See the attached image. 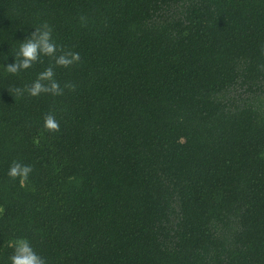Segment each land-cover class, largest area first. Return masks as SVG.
Returning <instances> with one entry per match:
<instances>
[{"label": "trees", "instance_id": "16d2710c", "mask_svg": "<svg viewBox=\"0 0 264 264\" xmlns=\"http://www.w3.org/2000/svg\"><path fill=\"white\" fill-rule=\"evenodd\" d=\"M45 23L79 60L8 73ZM49 67L60 93L30 95ZM17 238L47 264H264V0H0V264Z\"/></svg>", "mask_w": 264, "mask_h": 264}, {"label": "clouds", "instance_id": "9594fccd", "mask_svg": "<svg viewBox=\"0 0 264 264\" xmlns=\"http://www.w3.org/2000/svg\"><path fill=\"white\" fill-rule=\"evenodd\" d=\"M56 52L57 45L52 40L51 28L46 23L41 24L40 27L35 28L30 33L29 38L25 39L20 44L17 53L19 60H13L11 64L5 65V70L8 73L15 74L20 70L28 69L32 66L33 62L38 60L40 55L52 56L57 65L65 67L80 58L79 53L65 52L56 55ZM53 75L54 73L51 67L45 69L43 72L39 73L37 79L27 88V92L32 96H37L41 92L59 94L61 89L53 79ZM42 81H47L48 83L44 84ZM16 91L17 93L20 92L19 89ZM45 126L52 130H57L59 127L58 123L51 115L45 117ZM30 171V166H22L14 162L8 170V175L14 179L19 177L20 183L23 185ZM8 243L14 249L13 254L9 257L10 264H47L46 259L33 250L27 239L17 238L10 240Z\"/></svg>", "mask_w": 264, "mask_h": 264}]
</instances>
